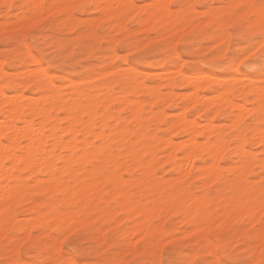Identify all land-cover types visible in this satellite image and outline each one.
Returning <instances> with one entry per match:
<instances>
[{
    "label": "snow or ice",
    "instance_id": "1",
    "mask_svg": "<svg viewBox=\"0 0 264 264\" xmlns=\"http://www.w3.org/2000/svg\"><path fill=\"white\" fill-rule=\"evenodd\" d=\"M184 7L149 4L146 0H137L136 4H16L11 0H0V12L5 15V22L0 26V47H3L6 53L4 65L7 66L11 62L7 58L9 51L16 52L15 63H30L37 69L33 79L39 77L35 85L40 90L39 94L51 95L54 81L49 79L48 70L41 71L43 62L47 60L49 68L59 66L58 57L68 52L63 43L64 37L61 33L64 29L61 25L66 27L67 22H74L82 13L89 11L95 13L93 23L95 24V20H99V23L95 24L94 28L78 26L73 29L74 37H80L81 33L85 35L72 50L71 57L65 56L63 63L79 61V58L91 62L98 59L105 49L112 55L124 50L135 59L142 60L155 47H165L176 64L183 61L182 67H189L192 60L183 54L184 50L195 44L200 36L208 35L213 48L210 55L216 57V60L211 61L212 66L259 68L260 83L251 85L252 88L259 89L258 93L250 92L247 100L252 103L242 105L241 109L234 110L231 116L239 118L234 135L238 131L243 132L247 144L249 134H254L258 129L264 146V0H220L213 4L189 5L187 7L193 12L199 9L203 19L211 17L209 24L198 33L177 34L178 39L175 36L172 39L165 38L161 31L162 27L167 28L165 19L171 22L173 16H179L174 9L183 10ZM17 9L15 16H11L10 13ZM136 9L143 11L132 16ZM151 9L157 10L150 21L152 26L142 27L140 21L146 19ZM130 16L131 20L128 19ZM117 26H122V31L117 32ZM176 27H180L179 22ZM137 28L147 35L142 39L137 33L136 39L141 43L152 41V44L145 43L143 49L137 47V51L132 52L131 43L124 37V32H133ZM49 40L53 43L49 44ZM172 40L175 41V47H170ZM41 44H47L48 48L52 49L43 57L38 53L33 54L36 49L44 51ZM25 52L28 54L25 55ZM117 75L121 76L125 91L138 83V77L131 74L113 73L114 77ZM11 86L5 84L4 88L7 90ZM254 96L259 97L258 101L253 99ZM130 98L131 96L126 97ZM9 108L10 104L3 107L5 117ZM79 111L77 108V112ZM11 139V135L0 137V141L5 144ZM24 140L27 141V137ZM97 142L99 143V137ZM247 151L245 148L244 156ZM21 154L20 151L15 153L16 156ZM11 159L9 156L5 162L6 168L10 167ZM12 171L15 174L16 169L13 168ZM32 172L33 169L24 168L21 175H14V180L4 184L3 193H0V264H264V179L254 184L255 178L250 177L246 182L234 183L228 187L231 201L229 206L244 211V215L239 219L231 220L228 217L220 223L212 220L206 233L204 227L194 223L192 228H195V231H192V228L185 229L189 235L183 237V243L179 245L162 234L158 237L145 233L141 240L136 241L129 249L126 247L127 239L121 235L123 228L117 223L123 222L120 214L97 227L94 214L88 213V199L91 197L87 189L77 192L65 188L62 184L53 186L48 182L47 176L40 182L42 178L30 174ZM70 174L65 172L64 175ZM52 176H60L59 164L53 165ZM261 176H264V171ZM79 178L77 176V179ZM69 192L72 193L71 196ZM58 201L60 203H57ZM33 205L38 207L32 208ZM29 208H32V212L25 222L23 217ZM203 211L210 212V208ZM199 217L198 211L194 220ZM156 222L158 223V220ZM222 227H227L229 235L238 237L231 251L222 250L218 246L215 252H207L204 258L191 261L177 258V252H189V245L197 233L203 239L211 241L213 235H219L217 230ZM156 245L159 247L156 248ZM149 246H152L150 252L147 251ZM146 254L151 257L150 260L144 259Z\"/></svg>",
    "mask_w": 264,
    "mask_h": 264
},
{
    "label": "rangeland",
    "instance_id": "2",
    "mask_svg": "<svg viewBox=\"0 0 264 264\" xmlns=\"http://www.w3.org/2000/svg\"><path fill=\"white\" fill-rule=\"evenodd\" d=\"M165 1H167L168 3ZM165 1L163 4H166V5L171 4V5H184L185 6L183 10L174 9V12H178L179 16H175V17L173 16L174 17V18H172V19H174L173 22L175 21L173 26H170L172 21L170 22V25H168L167 24V23H169L168 20L167 19L165 20V21H167L165 23L167 25V28L162 27L161 31H162V35L167 39H172V37H174V36L175 37L178 36L177 37V39H178L179 35H184L186 33H192V32L198 33L204 28L205 25L209 24L210 20L212 19L211 17H209V19H207V20L203 19L202 18L203 14L199 11V9H197L195 12H193L187 6H189V5H203L206 3L207 4H213V3L220 2V0H169V1L165 0ZM11 2L16 3V4L29 3L27 0H11ZM49 2L50 1H47L48 4H49ZM152 2H153V0H146V3L151 4ZM87 3H90V2H87ZM132 3L136 4L137 0H130L129 4H132ZM153 3L156 4V0H154ZM160 3H162V2L159 1L158 4H160ZM155 10L156 9H154V11ZM16 11H18V9L11 12L10 15L14 17L16 14ZM141 11H143V10L142 9H136L135 11H133L132 16H135L137 12H141ZM148 12H149V14H150V12L152 13L153 9L149 10ZM150 16H151V14L148 15V17H147V20L149 22L146 23L147 20L146 21L144 20L145 22L143 21V23L141 24L142 21H140V25L142 27H144V25L146 27L147 26L151 27L149 24H151L150 21H151V19H152L151 17L153 15L151 17ZM94 17H95V13L93 11H89V12L82 13L81 16L78 18V20L74 21L76 23L74 26L71 24L72 22L71 23L67 22L69 24H67L68 26H66V27L64 25H61V27H63V29H64L63 32L61 33V35L64 37L63 43H64L65 47L68 48V52L65 53L64 56L58 57V64H59L58 67L49 68L47 60H44V62H43V66H44L43 69L48 70V74L50 76H52L54 83H55L52 86V90H53L52 92H58L59 93L58 96L60 98H62V96L63 97L65 96L66 101L69 102L71 100L72 96H74V92H73L72 88H70V87L72 86L73 81L75 84L76 82H78L77 80H79V82L76 84H78L83 89V91L85 90L84 91L85 93L88 92L89 90L93 91L92 94H94L95 96L91 99L83 97L82 102L84 104H86L85 102H87V104L91 105V107L94 106L97 113H100V114H97V116H95L93 118L95 120L94 121L95 122V128H94L95 130L97 129L96 126L99 125L98 120L101 119L98 116H100L103 113L105 115L108 112H110V113H108L109 115L112 113L111 115L113 116V117H110L111 116L110 115L109 116L110 118H109L107 116V114L105 115L108 118V124H109V125L107 124V126H108L107 128H109V130L106 128L105 131L107 132L106 133L107 134L106 135L107 140L112 139L113 137H114L113 139H115V140H111L110 142L108 140V147H111V149L113 151L114 150L116 151V153L114 151V155H113L114 157L112 159V161H114L113 163L115 164V166L113 165V163L110 162L107 166L102 167L101 170L93 176L97 180L96 181V187L97 188L96 187L93 188L95 191L90 188L89 193H90L91 198L90 199L86 198V199H88V203H89L88 213L94 214L93 218L97 221V227H100L101 225H103V223L106 220H110L111 218L115 217L117 214H120L122 217H124L125 215L128 216L126 218L125 217L123 218V222L117 221V223L121 224V226L123 228V230L121 232V235L123 237H125V236L129 237V234H130V238H129L130 240L128 239V237H126L128 239L127 240L128 244L126 245V247L129 249L133 245L136 244V241L141 240V238L145 235L144 233H142V234H144L143 236L140 235L141 231L139 232L140 234H138V232L137 233L136 232H134V233L133 232H131V233L126 232L127 234L124 233L125 230L129 231V228L133 227L132 224H134V223H135V225L139 224V222L141 221V220H139L140 218L142 220H143V218H145L148 221V227H150V229H153L152 234H155L154 229H156V230H162L163 229L164 231H166L164 236L168 237V239H170V240L175 241L176 244H178V245L182 244L183 243V237L189 235V232H184V230L192 228V225L194 223L199 224L200 222L197 219L194 220V217L197 215V212H198L197 210H196L197 212H195V214L192 215V218L191 217L187 218V215H186L187 212L183 213L184 209H181L182 206L178 205L179 206L178 207L175 205L177 201H179L183 197H184L183 199H185V197H190V195L193 196L194 194H195L194 197H196L198 194H201L202 192H204L202 194L205 197V200L208 199V197L210 196L208 199L209 202H208V200H206V202H208V203H205V205H203L204 208H202L203 210L205 208H210V212H206L208 214V220L212 218L209 221L210 224H211L212 220H215L216 222L217 221L221 222V221L225 220L226 218L230 217L229 216L230 214L232 215L233 213H236L238 211V208L229 206V204H231V201L228 198L229 197V193L227 191L228 187H230L234 183H241L242 181L246 182L250 177L257 178V179H254V181H253L254 184H258L261 179H264V176H261V172L264 171L263 164H261L262 163L261 159L263 161L262 157H264V154H263L264 153V146H263V149H262L263 151H262L261 150L262 143L259 142V140H256V137L253 138L254 137L253 134H252L253 137H251V134H249V136L247 137V141H248L247 144L243 143V142H245L244 133L242 136L241 135L242 132L240 133L238 131L240 134H238V132H237V134L234 137L233 132H234V129L236 128V125H237L236 123H238L239 118L238 119L235 118L234 121L235 122L237 121L235 123L232 120L233 117L231 116V113L234 110L241 109L242 105H248V104L252 103V101L247 100V96L250 92H252V91L254 92V90H253L254 88H252L250 86L253 84L258 85L260 83L259 68L258 67H256V68H243V67H239V66L231 67V66H227V65L212 66L211 61L216 60V57H212L210 55L213 48H212V45L210 43V39H209L208 35L200 36L196 40L195 44L190 45L187 49L184 50L183 54L185 56L191 57V60H192L191 66H189V67H182L183 61H181V64H176L173 61V57L168 54V51L166 50L165 47H155L154 50L148 52L146 54V57L142 60L135 59L134 57L130 56L127 51H124V50L116 52L115 55H111V54H109V51L107 49H105V50H103V54H101L98 57V59H96L94 61L89 62L87 60H84L83 58H79V61L72 60L69 63H63L62 61L65 59V56H67L69 58L71 57L72 50L76 47L77 43L80 42L82 37L85 35V33H81L80 37H74L72 35L73 29H76L78 26H83L85 28L95 27V24L93 23ZM149 18H150V20H149ZM157 18H159V17H157ZM128 19L131 20V16L128 17ZM2 20H4L3 21V23H4L5 22V15L3 12H0V21H2ZM84 20H87V21H84ZM177 21L180 23L181 28L179 27L177 29V27H176V24L178 23ZM74 22H73V24H74ZM96 22L98 24L99 20H95V23ZM0 24H2V23L0 22ZM120 28L121 27L119 26L118 32L122 31V29L120 30ZM116 29H117V27H116ZM137 29H135L136 31L134 30L133 32H124V37L127 38L131 43V51L132 52H136L137 47L140 49H143L145 46V43L152 44V41H147V40L144 41V43L139 42L136 39L137 33L140 34L142 39H143V37H145L147 35V33L141 32L139 30L140 28H137ZM174 29H176V31ZM171 31H172V33H169ZM177 34H179V35H177ZM48 43L51 44V43H53V41L49 40ZM218 43H219V41H218ZM173 44L175 45L174 40H172V44L170 45V47H174ZM204 44H207L208 46L203 47L202 45H204ZM97 45L99 46L98 41H97ZM32 47L35 48V45H33ZM113 47H115V45H113ZM41 48H43L44 51H40L39 49H36V52L33 54L38 53L39 56L43 57L46 55L47 52L52 51V49L48 48L47 44H41ZM27 54L28 53L25 52V55H27ZM85 55H87V53H85ZM5 57H6L5 50L3 47H0V60L2 62V64H1V62H0V64L2 65V67L4 68V71H5L4 73H0L1 74L0 75V81H3V83H4V81H6V84L12 85L11 87H9L6 90L7 94L11 95L12 93H14V90L17 89L18 91H22V93L25 95H28V96L31 95V96L37 97V95L39 93V89L37 87H35V85H36L35 83H33V82L28 83V81H30V75L31 74H28V70H27V69H32V70L34 69V71L35 70L37 71V69H35V67L30 63L29 64L15 63L16 52H14V51L10 50L9 53L7 54V58L9 59V61H11L7 66L4 65V60H2V58L5 59ZM117 65H118V67H114ZM22 69H26V70H22ZM105 69H107V71H105ZM10 71H12V72H10ZM104 71L106 72V74ZM155 71H156V73H155ZM113 73H121L124 75L131 74L133 77H138V83L135 86V89L132 91V89L134 88L133 87L132 89L125 91L124 86L121 83V76L117 75L114 77ZM197 74H198V76H197ZM187 75L189 77L196 75L197 77H200V78L202 76V79L198 78V80L201 82V84H200L201 87L199 89H197L198 97L195 98V101L191 102V104H192L193 102L197 101V104L195 103L193 105H189L190 100L185 101V97L188 98L189 96L195 95V94H193V93H195L194 92L195 89H193V85L189 82L190 80L187 81V77H188ZM189 77H188V79H189ZM84 79H86V80H84ZM216 80H217V82H215ZM221 80H223L222 83H220ZM218 81H219V83H218ZM24 83H26L27 85ZM0 84H1V82H0ZM102 84L103 85L105 84V85L103 86ZM24 85H25V87H24ZM55 85L57 87H55ZM69 85H70V87H69ZM226 86L228 89L226 88ZM100 89L102 91L101 93H100ZM70 90H72V91H70ZM105 90H107V91L105 92ZM96 91H98V92H96ZM94 92H96L98 94H96ZM125 92L128 93V96H131V98L136 99L135 103L133 102L134 101L133 99H132L133 100L132 102L130 99V103H129V99H126V97H128V96H126ZM113 93H115V96H120V97H122L125 94L124 99H126L128 102L125 105H123V103H125V102H122L121 100L118 102L117 101H109V103L106 104V107L103 108L104 103L106 101V100L104 101V99L107 97H111L110 95H113ZM180 94H181V96H180ZM219 94H221V95H219ZM103 95H106V97L104 96L105 97L104 98ZM222 95H224V96H222ZM156 96H158V98ZM225 96H227V97L230 96V97H228L229 99H227V100H230L232 98V100L230 101V102L233 101L232 105L227 102V100H226L227 97H225ZM112 97H114V95ZM202 97H204L203 100H202ZM223 97H225L224 98L225 100H222ZM256 97L257 96H254L253 99L256 100ZM153 98L154 99L156 98L157 100L156 99L154 100ZM169 98H170V101H168ZM190 98H192V97H190ZM199 98L202 100L201 104H198V103H200V102H198ZM212 98L214 100H212ZM217 98L219 100H217ZM120 99H122V98H120ZM206 99H207V102H206ZM215 99H216V102H215ZM258 99L259 98H257L256 101H258ZM211 100L213 101V103ZM97 101L99 102V105H97L98 104ZM136 101L137 102L141 101L140 102L141 104L139 103L137 105ZM218 101L219 102L222 101V102L219 103ZM235 101L237 103H235ZM142 102H143V104H142ZM211 103H212V105H211ZM118 104H119V110L121 108L120 106H122V105L124 106L121 108L120 111H118V107H117ZM120 104H122V105H120ZM135 104L137 106L136 108L137 109L139 108V110H138L140 113L139 118H138V116H136L137 115L136 110H135V113L133 111H131L132 107ZM185 104L187 105V108L185 109L186 118H188V120L189 119L192 120V117H193V119L195 118L194 120H197L196 122L199 124V126L195 127L194 130L196 132H199V134H197V135H198V140L200 139V142L204 141V139H202V138H206L207 136H209L210 140L214 139V137L216 139L221 138L222 140H225V141L223 142L221 139L219 141H222L223 145L229 146L227 149H225L226 147L223 145L220 146L222 149H225V150H221L222 153H220V157L218 158L219 159V161H218L219 167H217L218 169H215V167L212 165H208L209 163L212 164V161L210 160L211 156H208L205 153V151L204 152L202 151L201 156L202 155L203 156L201 158H199L198 155L193 158L196 161V165L198 163H199L198 165H200V164H202L203 166L208 165L210 168L206 167L207 168L206 170L214 167L212 169L213 170L212 173L219 172L218 176L213 175V176H198V177H196V175H193V173L199 174V172L196 171L197 168H192L190 166L189 163L192 161V159H190V162L189 161L187 162V160H189V159H185L186 161L184 160V163H186V162L188 163V164H186V166H187V169L190 168V169H188V170H190V173L187 174L183 171L180 173H183V176L185 173L186 177H183L179 172L174 171V169H173L174 165H176V164H177L176 166L181 165V167H184L183 165H185V164L180 163V161L183 162V160H181L182 156H181V158L177 157V156H180L181 154L183 155V150H182L183 148L181 145H183L182 143L186 142L185 139H187V134H185L183 132L180 133L181 131H179V130L174 131V133L172 135L169 134V136L173 137L174 143H176L175 142L176 140H177V143H179V144H180L179 141H182L180 144L181 147H178V149H176L173 152L174 154H176V153L178 154V155L176 154L177 156L174 160V163L172 164V163H168L166 161L164 162V160H162L165 157L164 156L165 152H166L165 146H163V144L161 142H159V141L157 142V140L168 134L167 128L169 127L170 122L176 118V115L178 114V112H180L182 109H184L182 107H184ZM208 104H210V105H208ZM204 105H205V107H204ZM141 106L143 108H141ZM217 106H218V108H217ZM233 106H235V107H233ZM126 107H127V109H126ZM258 107H259V103H258ZM180 108H182V109H180ZM97 109H99V110H97ZM101 110H103V111H101ZM140 110H141V112H140ZM196 112H198V114ZM213 112H215L216 115ZM52 114H54V113L52 112ZM116 114H119L121 116V121H120V127L121 128H119L118 124L116 126V123H117L116 122L117 119L115 118ZM133 114H134V116H133ZM59 115H63V113L59 112ZM158 115H160V116H158ZM212 115H213V117H212ZM0 117L2 118L1 110H0ZM38 119H39L38 117H33L34 121H38ZM84 119H85V116H84ZM1 120H3V118ZM96 121H98V123ZM230 121H231V123H230ZM232 122L236 124V125L234 124L232 126L233 128L230 127L232 125ZM63 123L65 124L64 121H61L62 126H64ZM125 123L129 127H127ZM206 124H208L209 126L211 124H213V125H211V126H213V128L211 129L212 131L210 132L212 134L207 135L205 137L206 133H209V131H210L208 129L211 128ZM122 126H124V127L126 126L127 129L126 130L122 129ZM99 128L100 127H98V129ZM114 129H115V131H114ZM99 130H96V132H98ZM110 130H111L110 136H112V138L107 137ZM256 132L259 133V130L257 129ZM139 133L140 134L142 133V135L139 139H137V137L139 136ZM204 133H205V135H203ZM134 135H135V137L137 136L136 137L137 140L135 139ZM259 135H260V133H259ZM239 137L240 138L242 137L241 140H243V142L240 140ZM235 138L237 139V141H241V142L237 143V144H239V147L235 146V145H237L236 144L237 141ZM259 138H260V136L258 137V139ZM234 140H235V142H232ZM250 140H251V142H250ZM99 143H101V141ZM255 143H257V144H255ZM95 144L97 146V144H98L97 140H95ZM122 144L123 145L125 144V145L123 146ZM161 144H162V147H161ZM113 145H115V146H113ZM140 145H142V146H140ZM242 145L244 147H246L247 149H249V151H248L249 154L246 156L243 155L244 147H240ZM138 146H140V147H138ZM131 147H137L136 149L138 150V156H137L136 161H135L136 163L141 164V163H143L144 159L150 160L149 163L147 162L148 168L154 167L155 170L150 171L149 176L146 177L149 185L144 187V184H143L142 186L144 188H140V189H137L135 191L134 189L139 188V187H137L136 185H133V186L130 185L129 186L128 184L125 183V187L126 186L129 187L126 190V192H127V197H128V200H129V203L131 204V206L128 205L129 210L123 209V210H120L121 212L120 211L118 212L120 207L121 208L124 207V205H118L119 204L118 202H120L121 198L118 196H111L112 197L111 199L108 198V200H106L107 197L111 193V192L109 193V191H110V189L113 188L112 187L113 185L109 180L103 179L102 177H103V175H106V173L110 169V167H112V169L114 167H118L117 169H118V171H121L123 173L125 181H128V179H130L131 176L138 177L140 175V172H138V171L137 172L133 171L135 173H133V172L128 173L127 171H125L123 169L126 165H130L132 162V159L128 154L129 153L128 150ZM151 147L153 149H151ZM239 148H240V150H239ZM241 148L243 151L241 150ZM150 149L153 150L152 151L153 153H151V151H149ZM101 150L103 152L105 151L104 149H101ZM124 150H126L128 152L127 153L125 151L127 153L126 155H123V154H125ZM141 150L144 152L141 153V155H139V151H141ZM122 151H123V153H122ZM223 151H225V152L223 153ZM240 152H242V153H240ZM118 153H120V154L118 155ZM162 153H164V155ZM252 154H255V156ZM115 155H118V156L116 157ZM208 157H210V158H208ZM237 157H238V159H237ZM251 157L253 159H251ZM148 158H151V159H148ZM199 159H201V161ZM239 162H241L242 164L240 163L241 165H239ZM205 163H207V164H205ZM236 164H238L239 166L236 167ZM248 165L251 167H249ZM155 166H157V167H155ZM200 167H201V165H200ZM242 168H243V170H242ZM238 169H240V173L237 172ZM149 170H150V168H149ZM204 170H205V167H204ZM214 170L215 171L218 170V171L215 172ZM178 174H180L182 177H180ZM246 174L248 177L246 176ZM192 175H193V177H192ZM214 176H216V177H214ZM40 177H43V176L40 175ZM93 177L91 179H94ZM100 177L103 179L102 187H101L102 180L100 179ZM175 177L181 178V179H178L177 181H175V179H176ZM201 177H203V178L201 179ZM229 177H230V179H229ZM98 178H99V180H98ZM205 179H208L207 181H212V182H210V184H205V183H207ZM202 182H204V184ZM163 185H165V186H163ZM106 186H111V187L107 188ZM161 186H163V187H161ZM172 187H174V188H172ZM105 188H107V189L104 190ZM161 189H162V192L158 194L157 191L160 192ZM102 190H104V191L102 192ZM130 190H132V191L129 193L128 191H130ZM188 192L190 194H188ZM146 193H147V195H144ZM107 194H108V196H107ZM103 197H105V198L102 200ZM96 198L98 200H95ZM146 198H149V199H146ZM217 198H218V200H216ZM226 198L230 202H227ZM222 200H223V203H222ZM154 202H155V204H154ZM171 202H174L175 204L170 205V207H168V204ZM57 203H60V202L58 201ZM132 203L133 204L135 203V204L132 205ZM188 203L191 204L190 208H192V207L194 208L195 205L193 206L191 201H189ZM158 204L161 205L160 208H159L160 205L157 206ZM162 204H164L163 205L164 207H162ZM174 206L176 207V209L173 208ZM185 206L188 207L189 205H185ZM37 207H38V205L32 206V208H37ZM130 207H131V209H130ZM141 207H142V209L140 210V213L136 212L137 214H135L133 212L135 210L137 211ZM165 207H166L167 211L162 210V209H165ZM32 208H29L27 210V213L23 217L25 222H27L28 217L31 215ZM148 208H150V209H148ZM230 208H231V210H229ZM143 210H145L146 212H142ZM203 210L199 211L200 216H201V213L203 212ZM235 210H236V212H235ZM220 211L221 212L223 211V212L221 213ZM123 212H124V214H123ZM240 212H242V213H240ZM240 212L238 211L237 214L243 215V210L241 211V209H240ZM88 213H86V214H88ZM131 213H132V218H131ZM237 214L234 217V220L240 218V217H238ZM141 215H142V217H141ZM232 216L230 218L233 220ZM223 217H224V219H223ZM257 218H259V217H257ZM138 220H139V222H138ZM157 220H158V223L156 222ZM208 220H207V222H208ZM209 222H208V225H210ZM220 222H217V223H220ZM203 225L204 224H202L201 226H203ZM205 225L207 226V223ZM206 226H204V227L206 228ZM113 227H115V226H113ZM212 227H214V225H212ZM194 230H195V228L194 229L192 228V231H194ZM217 232L219 233V235H213L211 241L214 242L215 244H218L219 242H223L224 250L231 251L232 245L237 242L238 237L235 235H229L227 227H222V229H218ZM123 234H125V235H123ZM198 234L199 233H197V235L192 238V244L189 245V252L188 253L177 252L176 253L177 258L187 259V260L191 261V260H194L197 258H204L208 249L210 252H212V248H211L212 242L209 240H205L206 242H204V244H202V245L199 244L198 237L199 236L202 237V236L200 234L199 235ZM158 247H159V245L156 246V248H158ZM147 251L148 252L152 251V246H149L147 248ZM121 255L123 256V253H121ZM189 255H191V256L194 255V258L192 257L193 258L192 259L191 256H189ZM131 258L132 257L130 256L129 259H131ZM156 258L158 259V255ZM242 258H246V257L242 256ZM144 259L150 260L151 257L146 254L144 256Z\"/></svg>",
    "mask_w": 264,
    "mask_h": 264
},
{
    "label": "bare ground",
    "instance_id": "3",
    "mask_svg": "<svg viewBox=\"0 0 264 264\" xmlns=\"http://www.w3.org/2000/svg\"><path fill=\"white\" fill-rule=\"evenodd\" d=\"M29 3H47V1H50L49 2V4L51 3V4H70V3H81V2H90V3H94V4H129V2H130V0H27ZM160 1V2H162V3H160V4H163L164 3V1L165 0H156V4L157 5H160V4H158V2ZM169 1V0H168ZM133 2V1H132ZM153 2H154V0H153ZM151 3V4H154V3ZM165 2H167V1H165ZM168 3V2H167ZM193 3V2H192ZM21 4V3H20ZM27 4V3H26ZM133 4V3H132ZM207 4V3H206ZM163 5H166V4H163ZM168 5V4H167ZM152 10V9H151ZM156 11V10H155ZM154 11V9H153V12L151 13L150 12V14H151V16L153 15V16H155V14H156V12ZM133 13V12H132ZM149 14V12H148V15H150ZM150 16V17H151ZM152 16V17H153ZM148 17V16H147ZM147 17H146V19H145V21L147 20ZM151 17V18H152ZM175 17V16H174ZM173 17V18H174ZM84 18V17H83ZM157 18V17H156ZM157 19H159V18H157ZM78 20V19H77ZM149 20H150V18H149ZM152 20V19H151ZM166 20V19H165ZM173 20L174 19H172V23H171V25H170V22L169 23H167L168 25H170V26H173L174 25V22H173ZM3 21L4 20H2V21H0L2 24H0V26H2L3 25ZM84 21H87V20H84ZM144 21V20H143ZM143 21L141 22V24L143 23ZM144 21V22H145ZM147 22H149L148 20L146 21V23ZM167 21H164V23H166ZM178 22V21H177ZM71 23V22H70ZM67 24H69V23H67ZM73 26L76 24L75 22H74V24H73V22L71 23ZM95 24H97V22L95 23ZM150 26H152V24H149ZM68 26V25H67ZM145 26V25H144ZM118 27L119 26H117V32L119 31V29H118ZM121 28H120V30L122 29V26H120ZM148 27V26H147ZM94 28V27H93ZM181 28V27H180ZM178 29V28H177ZM138 30V29H137ZM140 30V29H139ZM175 31H176V29H174ZM136 31V30H135ZM169 33H172V31L171 32H169ZM178 36H176V38H177ZM219 41V40H218ZM218 41H217V43H218ZM99 42V41H98ZM174 45V44H173ZM174 47H175V45H174ZM38 52V51H37ZM112 55V54H111ZM115 55V54H114ZM125 57V56H124ZM113 59V58H112ZM2 60H4L3 58H2ZM0 62H1V60H0ZM1 64H2V62H1ZM0 64V73H4L5 71H4V68L2 67V65ZM28 66V65H27ZM28 68V67H27ZM31 68V67H30ZM43 68H44V66H43ZM36 69V68H35ZM20 70V69H19ZM22 70H26V69H22ZM28 70V74H31L30 75V81H28V83L30 82H33V83H35V84H37L38 83V80H39V77H36L35 79H33V74L36 72V70L34 71V69L32 70V69H27ZM42 70H44V69H41V71ZM111 70V69H110ZM10 72H12V71H10ZM17 72V71H16ZM20 72V71H19ZM105 72V71H104ZM160 72V71H159ZM155 73H156V71H155ZM104 74V73H103ZM105 74H106V72H105ZM1 75V74H0ZM20 75V74H19ZM24 75V74H23ZM22 75V76H23ZM204 75V74H203ZM48 76H49V79H51V80H53V78H52V76H50L49 74H48ZM101 76V75H100ZM188 76V75H187ZM191 76V75H190ZM194 76V77H193ZM192 77H189V79H188V77H187V81L188 80H190L189 82L193 85V89H195L194 90V92L195 93H193V94H195V95H192V96H189L188 98L187 97H185V101H187V100H190L189 101V105H193V104H197V101L196 102H193L192 104H191V102L192 101H195V98H197L198 97V91H197V89H199L200 87H201V82L198 80V78H200V77H197L198 76V74H197V76L196 75H193ZM196 76V77H195ZM96 77V76H95ZM94 77V78H95ZM173 77V76H172ZM87 79V78H86ZM86 79H84V80H86ZM185 79V78H184ZM200 79H202V76H201V78ZM218 79V78H217ZM221 79V78H220ZM5 80V79H4ZM54 81V80H53ZM78 82H79V80H77ZM222 81L223 80H221L220 81V83H222ZM1 82V84H0V110H1V112H2V118H3V120H1L2 118L0 117V137H5V136H8V135H11V137H12V139L10 140V141H8V143L7 144H5L4 142H2V141H0V193H3V190H4V184L5 183H7L9 180H14V175L15 176H19V175H21V173H22V171H23V169L24 168H31V169H33V172L32 173H30V174H32V175H42L43 177H45V176H47L48 177V182L50 183V184H52L53 186L55 185V184H62L65 188H71V189H73V190H75V191H77V192H82V191H84L85 189H87V191H88V193H89V190H90V188L91 189H93V188H95L96 187V179L93 177L96 173H98L100 170H101V168L102 167H105V166H107L110 162L111 163H113L114 161H112V159H113V155H114V151L111 149V147H108V140H109V142L111 141V140H115V139H113L112 138V136H110V133H111V130H110V132H109V134H108V138H112V139H106V128L108 127L107 126V124H108V118L105 116L106 114H107V116L109 117L110 115L108 114V113H110V112H108V113H106L105 115H104V113L103 114H101L100 116H98L99 118H101L100 120H98L99 121V125H97L98 127H100L99 129H98V127L96 126V130H99L98 132H96V130L94 129L95 128V120L93 119L95 116H97V114H100V113H97V111H96V109H95V107L93 106V107H88L89 105L87 104V102H85L86 104H84L82 101H83V97H86V98H89V99H91V98H93L95 95L94 94H92V92L93 91H91V90H89L88 92H84L83 91V89L78 85V84H76V83H78V82H76L75 84H74V81H73V83H72V86L70 87V85H69V87L70 88H72V90H73V92H74V96H72V98H71V100L68 102V101H66L65 100V96L63 97L62 96V98L64 99H62V98H60L59 96H58V92H52V94L51 95H48V94H39L40 93V90H39V93H38V95H37V97L36 96H28V95H25V94H23L22 93V91H18L17 89H15L14 90V93H12L11 95H8L7 94V92H6V90L4 89V86L3 85H5L6 84V81H4V83H3V81H0ZM215 82H217V80L215 81ZM22 83V82H21ZM218 83H219V81H218ZM24 84H26V83H24ZM53 84H55V83H53ZM70 84V83H69ZM27 85V84H26ZM65 85V84H64ZM103 85V84H102ZM105 85V84H104ZM103 85V86H104ZM257 85V84H256ZM101 86V85H100ZM102 86V87H103ZM139 86V85H138ZM230 86V85H229ZM24 87H25V85H24ZM55 87H57L56 85H55ZM108 87V86H107ZM155 87V86H154ZM251 87V86H250ZM60 88V87H59ZM69 88V89H70ZM203 88V87H202ZM226 88H227V86H226ZM135 89V87L132 89V91ZM224 89V88H223ZM228 89V88H227ZM242 89V88H241ZM248 89V88H247ZM250 89V88H249ZM72 90H70V91H72ZM246 90V89H245ZM244 90V91H245ZM252 90V89H251ZM254 90V92H257L258 93V91H259V89L258 88H254L253 89ZM53 91V90H52ZM107 90H105V92H106ZM158 91V90H157ZM225 91V90H224ZM247 91V90H246ZM96 92H98V91H96ZM96 92H94V93H96ZM102 91H101V89H100V93H101ZM153 92V91H152ZM253 92V91H252ZM61 93V92H60ZM108 93V92H107ZM189 93V92H188ZM219 93V92H218ZM221 93V92H220ZM96 94H98V93H96ZM125 94H126V96H128V93H126L125 92ZM125 94L122 96V97H120V96H115L114 95V97H112L113 95H110L111 97H107V98H105L106 97V95H103V97L105 98L104 99V101H105V103H104V107L103 108H105L106 107V104H108L109 103V101H122V102H125V103H123V105H125L128 101L126 100V99H124L125 97ZM169 94V93H168ZM204 94V93H203ZM117 95V94H116ZM120 95V94H119ZM188 95V94H187ZM201 95V94H200ZM205 95V94H204ZM219 95H221V94H219ZM227 95V94H226ZM69 96V95H68ZM67 96V97H68ZM180 96H181V94H180ZM211 96V95H210ZM215 96V95H214ZM217 96V95H216ZM222 96H224V95H222ZM102 97V98H103ZM157 98H158V96H156ZM172 97V96H171ZM190 97H192V98H190ZM225 97H227V96H225ZM225 97H223V99L222 100H225L224 98ZM228 97H230V96H228ZM226 98V100L227 99H229V98ZM120 98H122V99H120ZM135 98V97H134ZM168 98V97H167ZM209 98V97H208ZM214 98V97H213ZM212 98V100H214ZM257 98H259L258 96L256 97V100H257ZM131 99V102L133 101L134 103H135V100L136 99H133V98H130ZM130 99H129V103H130ZM133 99V100H132ZM154 99V98H153ZM156 99V98H155ZM154 99V100H155ZM204 99V97H202V100ZM124 100V101H123ZM153 100V101H154ZM157 100V99H156ZM202 100L199 98V100H198V102H200V103H198V104H201V102H202ZM211 100V101H212ZM217 100H219L218 98H217ZM221 100V99H220ZM232 100V98L230 99V100H227V102L228 103H230L231 105L233 104L232 102H230ZM152 101V102H153ZM168 101H170V98H169V100ZM98 102V101H97ZM116 102V103H117ZM141 102V101H140ZM140 102H137L136 101V103H137V105L140 103ZM205 102V101H204ZM206 102H207V99H206ZM215 102H216V99H215ZM214 102V103H215ZM219 102V101H218ZM217 102V103H218ZM220 102H222V101H220ZM219 102V103H220ZM167 103V102H166ZM165 103V104H166ZM209 103V102H208ZM212 103H213V101H212ZM212 103H211V105H212ZM235 103H237L236 101H235ZM10 104V108H9V113H8V115H7V117H5V114H4V112H3V107L5 106V105H9ZM112 104V103H111ZM141 104V103H140ZM142 104H143V102H142ZM243 104V103H242ZM97 105H99V102H98V104ZM103 105V104H102ZM101 105V106H102ZM120 105H122V104H120ZM120 106L121 108L122 107H124V106ZM151 105V104H150ZM208 105H210V104H208ZM230 105V106H231ZM237 105V104H236ZM241 105V104H240ZM239 105V106H240ZM100 106V107H101ZM164 106V105H163ZM207 106V105H206ZM98 107V106H97ZM118 111H120L121 110V108H120V110H119V104H118ZM128 107V106H127ZM127 107H126V109H127ZM137 106H136V104L132 107V110L131 111H133L134 113H135V110H136V113H137V115L136 116H138V118H139V108L137 109L136 108ZM150 107V106H149ZM204 107H205V105H204ZM208 107V106H207ZM233 107H235V106H233ZM238 107V106H237ZM77 108H79L80 109V111L79 112H77ZM109 108V107H108ZM141 108H143L142 106H141ZM182 108H184V109H182ZM182 108H180V109H182L180 112H178V114L176 115V118L174 119V120H172L171 122H170V125H169V127L167 128L168 130V136H169V134L170 135H172L173 133H174V131H177V130H179V131H181L180 133H185V134H187V139H185V143H182L183 145H181L182 146V150H183V155L181 154L180 156H177L176 154H174L173 152L176 150V149H178V147H181L180 146V144H181V142L182 141H179L180 142V144L179 143H177V140L175 141L176 143H174V140H173V137L172 136H161L162 138H159L158 140H157V142L159 141V142H161L162 144H163V146H165V155H164V153H162L164 156V158L162 159V160H164V162L166 161V162H168V163H174V160H175V158H176V156L177 157H180L181 158V156H182V159L181 160H183V162L182 161H180V163H182V164H185V165H183L184 167H181V165H179V166H176V165H174L173 166V169H174V171H176V172H185V173H190V170H188V169H190V168H188L187 169V166H186V164H188L187 162L189 161L190 162V159H192V161L189 163L190 164V166L192 167V168H197V172H199V174L198 173H193V175H196V177H198V176H213V175H216V176H218L219 175V172H217V171H215V172H217V173H212L213 172V168L215 167V169H218L217 167H219V164H218V161H219V157H220V153H222L221 152V150H225V149H227L229 146L228 145H223L222 143L225 141V140H222L221 138V140L223 141H219L220 139H216L215 137H214V139H209V136H207V135H211L212 133H210L212 130V128H213V126H211V125H213V124H211L210 126L208 125V124H206V125H208L209 127H211L210 129H208V130H210L209 131V133H206V135H205V133L203 134V135H205V137L206 138H202V139H204V141H202V142H200V139L198 140V135L197 134H199V132H196L195 130H194V128L195 127H197V126H199V124L196 122L197 120H194L193 119V117H192V120H188V118H186V113H185V109L187 108V105L185 104L184 105V107H182ZM217 108H218V106H217ZM220 108V107H219ZM257 108H259L258 107V103H257ZM179 109V110H180ZM205 109V108H204ZM235 109V108H234ZM99 110V109H98ZM101 111H103V110H101ZM100 111V112H101ZM201 111V110H200ZM205 111V110H204ZM216 111V110H215ZM52 112L54 113V114H52ZM59 112H61V113H63V115H59ZM85 112H87V119H84V116H85ZM132 112V113H133ZM140 112H141V110H140ZM167 112V111H166ZM165 112V113H166ZM176 112V111H175ZM118 113V112H117ZM120 113V112H119ZM151 113V112H150ZM164 113V114H165ZM197 114H198V112H196ZM214 114H215V112H213ZM218 113V112H217ZM115 114V113H114ZM113 114V115H114ZM121 114V113H120ZM169 114V113H168ZM213 114V115H214ZM245 114H246V112H245ZM162 115V114H161ZM213 115H212V117H213ZM216 115V114H215ZM62 116V117H61ZM104 116V117H103ZM133 116H134V114H133ZM132 116V117H133ZM158 116H160V115H158ZM33 117H38L39 119H38V121H34L33 120ZM110 117H113L112 115L110 116ZM109 117V118H110ZM143 117V116H142ZM157 117V116H156ZM115 118L117 119L116 120V126H117V124L119 125V128H121L120 127V121H121V116L119 115V114H116L115 115ZM127 118V117H126ZM158 118V117H157ZM136 119V118H135ZM238 119V118H237ZM236 119V120H237ZM232 120L234 121L235 120V118L233 119L232 118ZM61 121H64L65 122V124H64V126H62V124H61ZM98 121H96L97 123H98ZM115 121V120H114ZM127 121V120H126ZM125 121V122H126ZM140 121V120H139ZM138 121V122H139ZM209 121V120H208ZM210 122V121H209ZM235 122V121H234ZM237 122V121H236ZM235 122V123H236ZM200 123V122H199ZM206 123V122H205ZM229 123V122H228ZM230 123H231V121H230ZM235 123H233L232 122V125L230 126V127H232ZM126 124V123H125ZM210 124V123H209ZM237 124V123H236ZM235 124V125H236ZM12 125H19V127H12ZM101 125V126H100ZM109 125V124H108ZM137 125V124H136ZM126 126L127 127H129L127 124H126ZM124 127V126H122V129H124V130H126L127 129V127ZM114 127V126H113ZM124 127V128H123ZM235 127V126H234ZM139 128V127H138ZM233 128V127H232ZM108 130H109V128H107ZM116 129V128H115ZM115 129H114V131H115ZM120 130V129H119ZM113 131V132H114ZM143 131V130H142ZM156 131V130H155ZM112 132V133H113ZM241 133V132H240ZM239 132H238V134H240ZM257 133V132H256ZM254 133L253 134V136H252V134H251V137H253V138H255L256 137V140H259V142H261L262 143V140H261V138H259L258 139V137L260 136L259 135V133ZM236 134H237V132H236ZM235 134V135H236ZM141 135H142V133L140 134L139 133V136L137 137V139H139L140 137H141ZM235 135H234V137H235ZM242 136H243V132H242V134H241ZM256 135V136H255ZM258 135V136H257ZM110 136V137H109ZM130 136V135H129ZM128 136V137H129ZM25 137H27V141H25L24 140V138ZM99 137V142L101 141V143H98L97 144V146H96V144H95V140H97V138ZM134 137H135V135H134ZM136 137H135V139H136ZM119 138V137H118ZM117 138V139H118ZM240 138V137H239ZM136 139V140H137ZM201 139V140H202ZM236 139V138H235ZM242 139V137L240 138V140ZM244 139V138H243ZM182 140V139H181ZM184 140V139H183ZM123 141V140H122ZM236 141H237V139H236ZM242 142H243V140H241ZM241 141H237L236 142V144L237 143H239V142H241ZM184 142V141H183ZM232 142H235V140L234 141H232ZM250 142H251V140H250ZM256 142V141H255ZM258 142V141H257ZM258 142V143H259ZM135 143V142H134ZM155 143V142H154ZM243 143H245V142H243ZM242 143V144H243ZM162 144H161V147H162ZM234 144V143H233ZM241 144V143H240ZM255 144H257V143H255ZM123 145V144H122ZM125 145V144H124ZM123 145V146H124ZM221 145H223V146H225L224 148L225 149H222L220 146ZM113 146H115V145H113ZM140 146H142V145H140ZM140 146H138V147H140ZM235 146H238L239 147V144H237V145H235ZM99 147V148H98ZM101 147V148H100ZM240 147H244L243 145L242 146H240ZM113 148V147H112ZM137 147H131L129 150H128V152L126 151V150H124V153L125 154H123V155H126L127 153L129 154V156L131 157V159H132V162H131V164L130 165H124L125 167L123 168L125 171H127L128 173H132L133 171H138V172H140V175L138 176V177H133V176H131V178L130 179H128V181H125V178H124V176H123V173L121 172V171H118V167H114L113 169H112V167H110V169L107 171V173H106V175H103V179H107V180H109L111 183H112V189H110V191H109V193H110V195L108 196V194H107V199L106 200H108V198H112L111 196H118V197H120L121 198V200H120V202H118L119 204L118 205H124V207L123 208H121L120 207V209L118 210V212L120 211V210H123V209H127V210H129L128 208V205H130L131 206V204L129 203V200H128V197H127V192H126V190L129 188V187H125V183L126 184H128L129 186L130 185H136L137 187H139V188H133L135 191L137 190V189H140V188H144V187H146V186H148L149 185V183H148V180L146 179V177L147 176H149V173H150V171H153V170H155V168L153 167H149L150 168V170H149V168H148V163L150 162V160H146V159H144V161H143V163H141V164H139V163H136L135 161H136V158H137V156H138V150L136 149ZM148 148V147H147ZM221 148V149H220ZM246 147H244V149H245ZM101 149H104L105 151L103 152ZM151 149H153L152 147H151ZM149 150V151H151V153H153L152 151L153 150ZM238 149V148H237ZM263 149V146H262V148H261V150ZM143 150V149H142ZM141 150V151H142ZM145 150V149H144ZM239 150H240V148H239ZM241 150H242V148H241ZM260 150V151H261ZM17 151H20L22 154L20 155V156H16L15 155V153L17 152ZM127 153H126V152ZM139 151V155H141V153H143L144 151ZM148 151V152H149ZM181 151V150H180ZM202 151L204 152L205 151V153L208 155V156H211V161H212V164H208V165H212V166H214V167H212L211 169H208V170H206L209 166L207 165V166H203L202 164H200L201 165V167H200V165H196V161L193 159L195 156H199V158H201L202 156H201V153H202ZM238 151V150H237ZM243 151V150H242ZM248 151H249V149H248ZM247 151V152H248ZM251 151V150H250ZM259 151V150H258ZM263 151V150H262ZM225 151H223V153H224ZM115 153H116V151H115ZM122 153H123V151H122ZM121 153V154H122ZM232 153V152H231ZM240 153H242V152H240ZM255 153V152H254ZM120 153H118V155H119ZM234 154V153H233ZM249 154V152L247 153V155ZM256 154V153H255ZM255 154H252V155H254L255 156ZM264 154V153H263ZM118 155H115L116 157L118 156ZM152 155V154H151ZM150 155V156H151ZM206 155V156H207ZM224 155V154H223ZM9 156H11L12 157V159H11V164H10V167H5L4 165H5V162L6 161H8V159H9ZM122 156V155H121ZM179 158V159H180ZM208 158H210V157H208ZM263 158V161H262V159H261V164H263V167H264V157H262ZM148 159H151V158H148ZM185 159H189V160H187V162L186 163H184V160ZM233 159V158H232ZM237 159H238V157H237ZM251 159H253L252 157H251ZM116 160V159H115ZM146 160V161H145ZM200 161H201V159H199ZM120 161V160H119ZM122 161V160H121ZM131 161V160H130ZM186 161V160H185ZM251 161V160H250ZM260 161V160H259ZM148 162V163H147ZM161 162V161H160ZM163 162V163H164ZM130 163V162H129ZM208 163V162H207ZM207 163H205V164H207ZM220 163V162H219ZM241 162H239V165H241L240 164ZM57 164H59L60 165V176L59 177H54V176H52V171H53V165H57ZM160 164V163H159ZM113 165L115 166V164L113 163ZM112 165V166H113ZM238 164H236V167L237 166H239ZM259 165V164H258ZM170 166V165H169ZM186 166V167H185ZM233 166V165H232ZM243 166V165H242ZM249 166V165H248ZM262 166V165H261ZM155 167H157V166H155ZM204 167H205V170H204ZM207 167V168H206ZM249 167H251V166H249ZM13 168H15L16 169V172H15V174H13V171H12V169ZM168 168V167H167ZM185 170H184V169ZM210 168V167H209ZM230 168V167H229ZM72 169H75L74 171L72 170ZM188 171H187V170ZM220 169V168H219ZM194 170V169H193ZM199 170V171H198ZM242 170H243V168H242ZM105 171V170H104ZM221 171V170H220ZM65 172H70L71 174L70 175H68V176H65L64 174H65ZM155 172V171H154ZM238 173H240V169H238V171H237ZM133 173H135V172H133ZM185 173H184V176H183V173H180L183 177H186L185 176ZM180 174H178L180 177H182ZM198 174V175H197ZM237 174V173H236ZM191 175V174H190ZM193 175H192V177H193ZM77 176H79L80 178L79 179H77ZM178 176V177H179ZM188 176V175H187ZM216 176H214V177H216ZM246 176H247V174H246ZM43 177H41L42 178V180L40 181V182H43ZM94 178V179H91V178ZM174 177V176H173ZM248 177V176H247ZM6 178V179H5ZM101 177H100V179L102 180V183H101V187H102V184H103V179H102ZM165 178V177H164ZM176 178V177H175ZM174 178V179H175ZM203 177H201V179H202ZM205 178V177H204ZM173 179V180H174ZM178 179H181V178H176L175 179V181H177ZM200 179V178H199ZM200 179V180H201ZM255 179H257V178H255ZM98 180H99V178H98ZM206 180V182L207 183H205V184H210V182H212V181H207L208 179H205ZM209 182V183H208ZM243 182V181H242ZM162 183V182H161ZM203 184H204V182H202ZM144 184V187L142 186ZM163 186H165V185H163ZM163 186H161V187H163ZM107 188L109 187H111V186H106ZM97 188V187H96ZM99 188V187H98ZM107 188H105L104 190H106ZM172 188H174V187H172ZM177 188V187H176ZM132 189V188H131ZM94 190V189H93ZM104 190H102V192L104 191ZM112 190V191H111ZM133 190V191H134ZM159 190V189H158ZM95 191V190H94ZM132 190H130V191H128L129 193L131 192ZM141 191V190H140ZM146 191V190H145ZM101 192V193H102ZM162 192V189L160 190V192L159 191H157V193L159 194V193H161ZM128 193V194H129ZM137 193V192H136ZM202 193H204V192H202ZM196 194L197 196L196 197H194L195 196V194L192 196V195H190V197H185V199H180L179 201H177L176 202V204L174 203V202H171V203H169L168 204V207H170V205H173V204H175L176 206H182L181 207V209H184V212L183 213H185V212H187V218L188 217H191L192 218V215L193 214H195V212H197V211H202L203 209L202 208H204L203 207V205H205V203H208L209 202V197H208V199H206V200H208V202H206V200H205V197L203 196V194ZM49 194H51V193H49ZM71 192H69V196H71ZM184 194V193H183ZM188 194H190L189 192H188ZM92 195V194H91ZM100 195V194H99ZM144 195H147V193L146 194H144ZM226 195V194H225ZM141 196V195H140ZM136 197V196H135ZM87 198V197H86ZM105 197H103L102 198V200L104 199ZM119 198V199H120ZM137 198V197H136ZM135 198V199H136ZM220 198V197H219ZM229 198V197H228ZM109 199V200H110ZM143 199V198H142ZM146 199H149V198H146ZM227 199V198H226ZM95 200H98L97 198L95 199ZM138 200V199H137ZM141 200V199H140ZM216 200H218V198L216 199ZM155 201V200H154ZM189 201H191L192 202V204H193V206H194V208L192 207V208H190V203H188ZM227 202H230L228 199L226 200ZM42 202V201H41ZM94 202V201H93ZM161 203V202H160ZM222 203H223V200H222ZM135 204V203H134ZM133 203H132V205H134ZM154 204H155V202H154ZM160 204H158L157 206H159ZM164 204H162V207H164L163 206ZM185 205H189L188 207L187 206H185ZM213 205V204H212ZM216 205V204H215ZM230 205V204H229ZM145 206V205H144ZM178 206V207H179ZM140 207V206H139ZM150 207V206H149ZM161 207V205L159 206V208ZM177 207V208H178ZM119 208V207H118ZM154 208V207H153ZM174 209H176V207L174 206L173 207ZM200 208V209H199ZM215 208V207H214ZM130 209H131V207H130ZM142 209V207L140 208V209H138L137 211L135 210V211H133L135 214H137V213H140V210ZM144 209V208H143ZM148 209H150V208H148ZM199 209V210H198ZM216 209V208H215ZM162 210H165V211H167V209H166V207H165V209H162ZM197 210V211H196ZM212 210V209H211ZM229 210H231V208L229 209ZM139 211V212H138ZM170 211V210H169ZM174 211V210H173ZM183 211V210H182ZM224 211V210H223ZM222 211V212H223ZM238 211L240 212V209L238 208ZM238 211L236 212V210H235V212L236 213H233L232 215L230 214L229 216L231 217H233V220H234V217L236 216V214L238 213ZM242 211V210H241ZM117 212V211H116ZM121 212V211H120ZM128 212V211H127ZM132 212V213H133ZM137 212V213H136ZM142 212H146L145 210H143ZM221 212V211H220ZM221 212V213H222ZM234 212V211H233ZM132 213H131V218H132ZM228 213V212H227ZM240 213H242V212H240ZM123 214H124V212H123ZM39 215H44V213H39ZM228 215V214H227ZM238 215V217H241V216H243L244 215V211H243V215H241V214H237ZM147 216V215H146ZM125 218L126 217H128V216H124ZM123 217V218H124ZM141 217H142V215H141ZM145 217V216H144ZM130 218V219H131ZM148 218V217H147ZM190 218V219H191ZM212 219V218H211ZM211 219H209L208 220V214L206 213V212H202L201 213V216H200V218L199 219H197L200 223V225H202V224H204L202 227H204V226H206L205 224L206 223H202V222H204V221H207L208 220V222L211 220ZM223 219H224V217H223ZM139 220H141L140 222H139ZM138 220V222H139V224H136L135 225V223L134 224H132V226L133 227H131V228H129V231L128 230H125V234H127L128 232H138V234H140V235H144L145 233H147V234H149V235H151L152 233H153V229H150V227H148V221L145 219V218H143V220L140 218ZM221 220V219H220ZM232 220V219H231ZM137 221V220H136ZM135 221V222H136ZM197 221V222H198ZM190 222V221H189ZM208 222H207V226H208ZM217 222H220V221H217ZM230 222V221H229ZM137 223V222H136ZM191 223V222H190ZM196 224H198V223H196ZM209 224H210V222H209ZM154 226V225H153ZM207 226H206V230H205V232L207 231ZM129 227V226H128ZM160 229V228H159ZM194 229V228H193ZM155 230V234H156V236H160L161 234L162 235H164L165 234V232L166 231H164L163 229L162 230H156V229H154ZM141 231V232H140ZM195 231V230H194ZM127 232V233H126ZM140 232V233H139ZM184 232H186V231H184ZM135 233V234H136ZM142 233H144V234H142ZM125 234H123V235H125ZM187 234V233H186ZM133 235V234H132ZM182 235V234H181ZM199 235V234H198ZM126 237H128V236H125V238ZM130 238V234H129V237H128V239ZM127 239V238H126ZM127 239V240H128ZM179 239V238H178ZM215 239V238H214ZM130 240V239H129ZM198 242H199V244H204V242H206L205 241V239H203L202 237H198ZM212 242V241H211ZM131 244V243H130ZM134 244V243H133ZM207 244V243H206ZM134 246V245H133ZM157 246V245H156ZM220 247L222 250H224V245H223V242H219L218 244H215L214 242H212V244H211V248H212V252H215L216 250H217V247ZM211 250V249H210ZM206 251V250H205ZM209 251V249L207 250V252ZM210 252V251H209ZM191 254V253H190ZM195 255V254H194ZM194 255L193 256H191V255H189V256H191V258L193 257L194 258ZM192 258V259H193ZM149 260V259H148ZM187 260V259H186Z\"/></svg>",
    "mask_w": 264,
    "mask_h": 264
}]
</instances>
